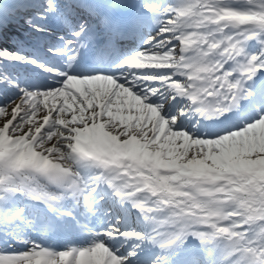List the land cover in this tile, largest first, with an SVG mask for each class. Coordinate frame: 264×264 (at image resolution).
<instances>
[{
    "label": "snow or ice",
    "instance_id": "snow-or-ice-1",
    "mask_svg": "<svg viewBox=\"0 0 264 264\" xmlns=\"http://www.w3.org/2000/svg\"><path fill=\"white\" fill-rule=\"evenodd\" d=\"M0 264H264V0H0Z\"/></svg>",
    "mask_w": 264,
    "mask_h": 264
}]
</instances>
